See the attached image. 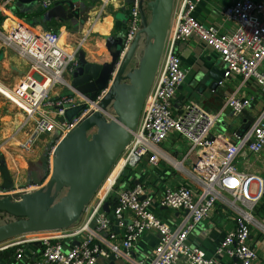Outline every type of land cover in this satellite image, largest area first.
<instances>
[{
	"label": "built area",
	"instance_id": "obj_1",
	"mask_svg": "<svg viewBox=\"0 0 264 264\" xmlns=\"http://www.w3.org/2000/svg\"><path fill=\"white\" fill-rule=\"evenodd\" d=\"M10 1L0 0V13L6 11ZM112 1L99 3L105 7ZM200 1H174L160 66L139 122L115 164L118 170L113 181L97 201L86 206L83 222L65 233L2 240L0 252L16 248V257L21 259L25 244L41 243V252L32 264H98L101 257H123L132 264H175L182 259L188 264H255L259 259V248L251 237L253 232L259 233L264 242V220L253 213L264 200V176L239 169L238 160L246 152H264V111L242 134L234 131L232 138L224 142L213 133L228 111L238 115L252 105L253 97L241 93L243 86L256 81L264 90V1L231 0L221 11L223 29L196 17ZM39 2L45 9L51 5L50 0ZM142 2L131 0L126 46L133 43L140 29ZM15 19L11 31L0 27V42L25 58L30 70L17 86L9 87L0 81L5 89L0 93L24 111V126L32 125L25 138L19 140V147L30 152L47 133L59 132V139H65L97 113L104 119H115L108 110L112 109L110 104L105 108L114 86L100 91L94 99L72 87L71 77L79 65V46L68 51L61 43L60 32H39L20 18ZM194 35L212 47L224 63L225 77L220 85L236 76L241 81L220 109L210 112L191 103L186 111L177 114L175 98L189 73L178 52V43ZM22 129L23 126L0 141V151L8 141L18 139ZM173 134L188 141V154L198 153V163L191 170L184 161L175 163L188 179L166 187L159 196L147 182L124 183L112 203L111 190L125 169L137 167L144 159L158 161L161 144ZM106 202L111 213L104 209ZM219 203L235 213L236 226L221 240L215 254L209 256L190 242V235ZM157 206L185 214L173 225L156 213ZM114 223L122 229L120 234L113 231ZM148 231L158 235V243L147 260L137 261L132 251Z\"/></svg>",
	"mask_w": 264,
	"mask_h": 264
},
{
	"label": "crops",
	"instance_id": "obj_2",
	"mask_svg": "<svg viewBox=\"0 0 264 264\" xmlns=\"http://www.w3.org/2000/svg\"><path fill=\"white\" fill-rule=\"evenodd\" d=\"M50 1V7L45 9L40 2L23 4L18 3L17 0H11L5 7L6 11L0 13V27L6 31H11L15 25V18L22 16L29 20L35 29L47 27V29L56 30L62 35L61 43L66 50L70 51L79 46L78 53L84 54L86 63L101 66L98 74L100 76L105 75L107 73L105 67L113 63L114 55L118 52L122 39L125 38L132 6L131 0H113L110 5L105 7L99 2L93 3L91 0H75L81 12L90 14L85 17L84 22L78 18L70 17L67 12V5H55L56 0ZM230 2L231 0H201L195 10V15L200 21L211 23L223 29L221 11ZM160 5L161 0H143L141 13L144 12L146 22H141L135 44L122 47L116 71L108 86H115L118 83L117 75L125 61L132 60L138 65L142 61L148 60L157 32L153 22H151L150 12L157 7L159 8ZM178 52L189 73L175 98L176 113L182 114L191 103H197L210 112L220 109L230 93L240 83L241 77L236 76L225 80L224 84L219 85L215 90L209 87V81L202 83L204 74L211 67L217 66L223 69L224 63L217 52L198 36L194 35L187 41L178 43ZM29 70L30 64L25 58L0 42L1 80L10 81L8 83L12 84L10 79L13 77L15 79L14 86H17ZM71 78L74 79L73 76ZM94 80L95 78L84 84L85 87H89L91 81ZM3 90L5 89L0 86L2 94L4 93ZM241 93L245 96L251 95L254 99L253 103L241 114L235 115L230 111L226 113L214 129L213 136L219 141L224 142L232 138L234 131L240 130L244 125L252 124L264 111V90L256 81L243 86ZM25 118V114L19 107L7 104L0 96V141L11 136L16 129L23 126L18 139L8 141L3 151H0V203L4 199H20V206L24 208L39 193L47 192L45 188L51 185L53 179V176L49 175L50 161H52L51 168H55L57 150L64 141V139H59V132L47 133L38 139L32 151L24 152L18 145L19 140L24 139L27 131L32 127L31 124L24 126ZM95 132L97 130H92L90 137ZM55 139H58L56 144L53 143ZM160 148L162 151L161 158L154 163L144 159L137 167H131V171L125 175V184L147 182L152 187L154 194L159 196L166 187L176 186L186 181V178L188 179L184 172L175 167L176 161H184L187 169L191 170L194 167L198 153L188 154V141L177 134H173L161 144ZM250 156H256L259 161L258 169L255 172H250L249 168H240L242 161ZM238 167L243 171L264 176V152L259 155L244 153L238 160ZM54 192L53 197L57 194L63 197L66 195V188L61 192ZM113 202L115 201L112 200ZM260 203L255 206L253 212L257 217L264 220V205H260ZM155 210L160 217L173 225L178 224L185 214L183 211L161 206L155 207ZM235 216L232 210L219 203L212 214L190 235V242L201 247L207 255H214L225 235L235 229ZM113 231L120 234L122 229L114 223ZM261 238V234L253 232L251 242L259 248V259L255 264H264V242ZM157 243L158 235L152 231L146 232L137 241L132 251L133 258L137 261L147 260ZM41 246L40 243L25 244V254L21 259L16 257V248L4 250L0 252V264H32L40 254ZM224 261H227V258ZM98 264L132 263L123 257L110 259L101 257ZM175 264H188V262L182 259Z\"/></svg>",
	"mask_w": 264,
	"mask_h": 264
},
{
	"label": "water",
	"instance_id": "obj_3",
	"mask_svg": "<svg viewBox=\"0 0 264 264\" xmlns=\"http://www.w3.org/2000/svg\"><path fill=\"white\" fill-rule=\"evenodd\" d=\"M91 1L93 3L99 2V0ZM174 1L161 0V12L156 25V38L148 60L142 61L138 65L132 60H127L121 66L117 75L118 83L113 87L108 95V101L105 103V108L110 104L112 109L108 110L115 119L109 123L101 118L100 113H97L93 118L83 122L79 129L69 136L68 142L63 145L59 166L54 172L55 191L61 192L65 188H71V191L61 198L59 205L54 204L51 189L49 192L39 193L32 198L33 201L26 207L28 208L25 212L28 217L27 220L0 225V241L26 233L63 229L80 218L85 206L99 188L112 163H115L116 158L128 143L132 131L139 122L146 97L160 66ZM17 2L23 4L36 3L39 0H17ZM54 3L55 5H67L68 15L78 18L82 22L86 20L85 17L90 15L81 12L75 0H56ZM141 15L142 21L145 23L143 11ZM20 20L29 28L33 26L29 20L22 16ZM38 30L43 32L47 30V27ZM136 38L132 46L135 44ZM124 45L125 38L122 39L121 46L114 55L113 63L105 67L107 73L102 76L98 74L102 67L86 63L84 54L79 53V65L72 75L74 78L72 87L78 92L89 95L91 99H94L100 91L108 88ZM224 77L225 69L213 66L204 74L202 83L209 81V87L215 90ZM93 78L95 80L91 81V85L85 87L84 84ZM248 126L249 124L244 125L240 130H237V133L242 134ZM96 129L97 132L90 137L92 130ZM97 144H100L101 148L97 152L96 162L91 170L86 171L83 166H85L89 154ZM196 163H198V159ZM104 209L110 212L108 202L105 203Z\"/></svg>",
	"mask_w": 264,
	"mask_h": 264
},
{
	"label": "rangeland",
	"instance_id": "obj_4",
	"mask_svg": "<svg viewBox=\"0 0 264 264\" xmlns=\"http://www.w3.org/2000/svg\"><path fill=\"white\" fill-rule=\"evenodd\" d=\"M152 9H153V7H152ZM160 12H161V5L159 8L157 7L155 10L153 9V11L150 12L151 13V22H153L155 29H156V25H157V22L159 19ZM62 40H63V38H62ZM10 80H12V82H13L12 84L8 83L10 81L7 82L4 80H1V78H0V81L3 82L5 85H7L9 87H14L15 79L12 77ZM0 96L3 97V99L7 102V104H9V105L13 104V105L17 106L15 103L9 101L1 93H0ZM23 113H24V111H23ZM105 120L109 123L111 122V120L107 117H105ZM112 129H113V127L111 128V130ZM56 140H58V139H55V142H53L54 144H56V142H57ZM68 140H69V137L65 138L64 141L61 143L60 148L57 150V158H56L57 165L55 166V168H51L49 166L50 167L49 175L51 174L53 176V179L51 178L52 179L51 183H50L51 185L48 186L47 188H45V190L47 192H49L51 189L52 195L55 193L54 192L55 191V182H54V173L53 172L56 171L58 166H59L60 156H61L63 145H65L68 142ZM100 148H101L100 144H97L95 146V148L93 149V151L89 154V157L86 160V164H85V166H83L84 170L89 171L94 166V164L96 162L95 160L98 156L97 152L99 151ZM120 155H121V153L119 154L118 158L120 157ZM118 158H116L115 163L114 162L112 163L111 167L109 168V170L106 173V176L102 180L99 188L97 189V191L95 192V194L93 195V197L87 203L86 206L97 201V199H99L105 193L106 189L109 187V185L112 182V179H114V177L117 173L118 169L115 168V164L118 162V160H119ZM258 162L259 161L257 160L256 156H250V157H247L244 161H242V163L240 164V168H242V169L249 168L250 172L251 171L255 172L258 169L257 166H259ZM253 164H254V166H252ZM114 168L116 169L115 171H114ZM130 171H131V167L126 168L123 175L119 177V179L117 180V183L114 185V187L111 190L110 197H109L110 200H113V199L115 200L116 195H117L118 191L120 190V187L122 186L123 183H125V180H124L125 175L128 174ZM70 191H71V188H66L65 193L68 194V192H70ZM17 198H20V197H17ZM61 198L62 197L59 194L54 196L53 197L54 204L59 205L61 202ZM9 200L4 199V200H2V204H0V206H1V208H0V225L9 224V223L17 222V221H22V220H27L28 217H27L25 212L27 211L28 208H24V207L20 206V203H21V201H19L20 199L16 200V199L12 198L10 201ZM14 200H16V201H14ZM3 201H4V204H3ZM12 202H14V204L8 205ZM260 205H264V200L260 203ZM86 206H85V208H86ZM13 207H15V208H13ZM85 217H86V215H85V212L83 211L80 218L75 223H73L72 225H70L68 227H65V228L59 229V230H56V229L55 230H42V231H37V232H32V233H26V234H23L21 236L22 237L21 239H27V238H31L33 236L34 237H41V236H44V235H47L50 233H55V234L65 233V232L69 231L70 229L81 224L83 222V220L85 219ZM7 239L8 238H5V239H3V241L7 240Z\"/></svg>",
	"mask_w": 264,
	"mask_h": 264
},
{
	"label": "bare ground",
	"instance_id": "obj_5",
	"mask_svg": "<svg viewBox=\"0 0 264 264\" xmlns=\"http://www.w3.org/2000/svg\"><path fill=\"white\" fill-rule=\"evenodd\" d=\"M62 36V35H61ZM67 48V47H66ZM112 181H113V179H112Z\"/></svg>",
	"mask_w": 264,
	"mask_h": 264
},
{
	"label": "trees",
	"instance_id": "obj_6",
	"mask_svg": "<svg viewBox=\"0 0 264 264\" xmlns=\"http://www.w3.org/2000/svg\"><path fill=\"white\" fill-rule=\"evenodd\" d=\"M72 225V224H71Z\"/></svg>",
	"mask_w": 264,
	"mask_h": 264
}]
</instances>
